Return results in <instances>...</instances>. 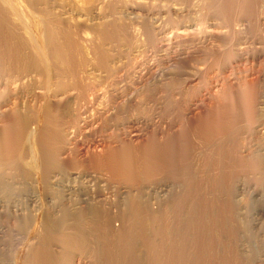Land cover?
<instances>
[{"label": "bare ground", "instance_id": "bare-ground-1", "mask_svg": "<svg viewBox=\"0 0 264 264\" xmlns=\"http://www.w3.org/2000/svg\"><path fill=\"white\" fill-rule=\"evenodd\" d=\"M23 1L26 4L25 8L27 11L25 9L21 10L19 5L12 3L10 0H0V118L5 121L4 126L0 127V264H97V251L98 247H100V243L97 241H99V238L101 240L110 236L120 239L125 238L124 236L129 235L130 231H132L130 230L131 227L136 228L133 227L135 222L139 223L137 221L138 216L148 217L149 213L153 212H134L142 209L141 205L139 204V206L136 203L133 206L129 205V211L133 212H119V209H121L120 204L113 205L114 203H111L112 200L109 197L97 190L96 173L92 175L90 172L82 171L74 166L73 170L69 169L63 176V180L60 181V177H55L54 173L51 174L52 171L49 170L60 164L70 154H73L74 164L80 161H94L97 165L100 164L99 166H102L103 171L107 170L109 173L124 175L129 180L133 178L136 172L133 175V171L129 167L132 163L130 161L133 159H130V165L126 163L128 162L126 160L130 158L127 155H129L128 152L137 149L140 144L139 140L144 139L143 141L147 142L148 146L145 144L146 148L154 143L157 145L156 149L162 145L161 143L168 142L171 144V149H175L180 144L181 138H183V131H171V126L164 127L158 123H143L136 118L125 121L126 123L121 124L119 127L110 123V121L114 122L112 118L115 117L114 115L120 104L133 105L135 102L133 95L136 90H141L149 82L160 83L164 79L158 70L159 67L154 69L151 62L150 64H142L138 63L137 60L134 61L133 58L135 64L134 66L131 65V67H134L131 71L129 65L132 55L134 54L135 58H145V45L141 46V43L139 45L132 44L129 41L125 43V48L121 49L118 43L120 41L123 42V40L111 36L108 29L105 30L102 26V28L99 27L97 29H86L91 33V36L85 38L72 31L67 24L64 25L60 19L59 21L52 14V0ZM21 8L24 7L21 6ZM132 10L134 11L135 8L133 7ZM179 10L181 11L182 9ZM221 22H205V26L202 25V28H196V23L187 19L183 21V24L179 23L175 29L172 28L175 30L173 35L179 42L182 41L184 43L183 41L190 40L197 47H202L203 45H208L213 37H219L220 39L226 34H233L236 31L235 28L232 29L231 22L228 24H224L225 21ZM249 23L248 21L247 24ZM262 26L264 25L262 24ZM260 32V43L264 45V28ZM194 34L198 35L195 36ZM147 38L148 36L146 35L145 39L147 40ZM155 39L153 43L147 41L153 44L150 48L155 49L156 47L159 49L166 47L168 50H173L169 60L180 59L188 53L184 49L177 50L175 43H171L170 39L166 38L165 35L158 36V38L155 37ZM148 43L147 45L150 46ZM114 45H116V48ZM226 48L225 46L224 49ZM239 60L236 59L237 62ZM244 60H248L251 64L249 69L236 70L237 67L232 65L233 61L225 58L221 63V69H218L213 74H208L204 67H196L185 74L187 76L183 79L184 86L194 90V92L192 98L186 102V113H183L184 118L188 119L189 116L186 115L194 110L198 111L195 119L201 121L208 117L210 112L220 116L223 111L226 113V109L234 112V108L238 110L242 108L243 100L241 99L245 98L244 94L246 91H249L247 94L251 91L256 94L261 89H257L258 85L261 87V84H264V54L261 55L259 52H255L251 56L246 55ZM254 65L256 68H253ZM90 75L92 76L89 77ZM11 85H14L15 88H12ZM24 87H36L40 91L34 96L39 102L41 101L36 116L40 121V125L32 132L27 130L30 121L28 123L27 115L20 109V103L22 102L20 98H23L22 91ZM251 88H254V90H251ZM11 89H14V92ZM246 97L249 98V96ZM11 99L17 100L14 108L11 107L12 109L9 111L1 112L3 107H7ZM255 99L250 98L251 101L247 102L249 106L246 107L254 109L248 108L249 113L255 110L257 112L258 109L259 111L262 110L260 105H264V102L262 104L260 100ZM245 105H243V108ZM263 110L261 111L263 113L258 111L260 116L256 112L253 113L257 114L258 117L250 114L252 116L249 117L252 119L250 123H247L248 120H243L244 116L238 115L240 116L239 118H243V121H236L235 124L232 121L236 117L232 113V118H234L230 119V121L228 120L230 125H228L229 127L227 126L232 131L225 134L222 132L226 131L220 130L221 133L217 132L214 134L215 136H212L214 138L219 136L218 142L223 140L228 147L226 151L228 152L229 150L231 154L229 159L232 157L233 163L231 160L229 162L231 164L235 163L239 168L238 174H236V183L232 189L234 198L245 193L244 179L246 177V169L253 166L259 168L258 166L264 162V138L259 141L251 138V135L255 132L264 134ZM246 112L244 111V113ZM245 116L248 118V114ZM64 117L67 118L65 121ZM212 117H215V114ZM253 117H255L254 120ZM184 118L181 117L180 120ZM216 118L219 120L218 117ZM214 120L216 122V119ZM223 120L221 121L223 122ZM116 123L118 124V122ZM216 125L218 126L215 127L220 126L219 123ZM204 128L203 130L205 131ZM225 128L223 130H226ZM218 129H221V126ZM108 130L110 132L105 133ZM98 132L104 133L107 138L102 136V134L97 135ZM24 136L32 138L31 143L28 141L29 147L27 150L23 144ZM214 143L213 141L210 142V149H212L211 145H215ZM158 144L161 145L158 146ZM152 147H149L150 150ZM137 151L139 150L137 149ZM133 152L136 153L135 151ZM130 156L133 157L132 154ZM171 157L173 160V156ZM26 159H29L28 163L26 162L29 165L28 168L40 175L41 181L36 182L42 185L45 199L44 204H40L38 195L33 190L34 186L30 184L28 187L32 188V191L29 192L26 200L30 202L31 209L25 206L27 203L23 204L26 200L22 198L26 196L23 193L24 197H22V188L14 183L16 182L14 179L12 180L11 177L9 179L8 175L10 173L7 175L6 172L22 169L20 167ZM59 160H61L60 163ZM90 164L93 165L92 163ZM26 166H23V168L26 169ZM96 169L98 168L96 167ZM30 176L33 175L30 174ZM75 183H78L79 187L74 188ZM56 188L61 191L59 195L55 193ZM134 194L128 188L119 192L117 197L119 199L121 197L128 199ZM73 196L78 201V204L82 205L78 209L81 212H60V208L59 211L55 209L56 199H59V204L62 206L61 201L74 200L72 199ZM22 200L25 201L22 202ZM45 205L48 208H45L46 212H37ZM112 210H118V212H113ZM237 214L239 218V215L243 213L238 212ZM238 220L240 221L241 218ZM140 227L142 228V226ZM141 230H139V233ZM95 234L99 238L97 237L96 239ZM130 239L134 238L131 237ZM167 250L169 251L170 249L167 248ZM241 251L244 252L243 246Z\"/></svg>", "mask_w": 264, "mask_h": 264}, {"label": "rangeland", "instance_id": "rangeland-1", "mask_svg": "<svg viewBox=\"0 0 264 264\" xmlns=\"http://www.w3.org/2000/svg\"><path fill=\"white\" fill-rule=\"evenodd\" d=\"M10 1L19 5L21 10H26V4L23 0H14L16 2L13 0ZM85 2L84 0H52L53 5L51 6V11L58 20L60 19L61 22L64 23V25L67 24L68 28L85 38L91 36V33L87 31L88 29H97L102 26L105 30L108 29L111 36L123 40V42L120 41L118 43L121 49H124L126 46L125 43L129 41V43L132 44L139 45L141 43V46L145 45L146 51L144 57L146 59L140 57L135 58L133 54L129 65L131 71L134 68L131 67V65L134 66L135 64L133 62L134 58V61L137 60L138 63L142 64H150L151 62L154 69L159 67L158 70L164 78L160 83L152 81L141 90H136L137 92L135 91L136 93L134 92L133 95L135 99L132 105L133 107L131 105L120 104L116 112L117 115H114V120L112 118L114 122L110 121V123L116 124L119 127L128 120L136 118L143 123H158L159 125L162 124L161 126L164 127L171 126V131H183V138H181L180 144H178L175 149L172 148L173 150L171 149V144L168 142L161 143V146L158 144L160 147L156 149L155 147H157V145L150 143L151 146L154 147L150 150L151 146H149L150 148H146L145 144H147V142L143 141L144 139L139 140L138 142H140V144L137 147L139 151H137V149L133 150L136 152L134 153L132 151L134 154L128 152L129 155L127 156L130 157L129 159L125 155L128 159L126 161L128 162L125 161L126 158L123 156V158H125L123 160L128 165L132 162L129 167L133 171V175L134 172H136L134 175L135 177L133 176L134 179L131 178L128 180L124 175L109 173L107 170L103 171L102 166H99L100 164L97 165L94 161H80L75 163L77 164L75 165L72 159L74 158L73 154L65 158V161L63 160L61 162V160H59V163H61L49 170L52 171L51 174L54 173L53 175H55V177H60V181L63 180V176H65V173L69 169L73 170L74 166L82 171L90 172L92 175L96 173L95 175L98 181L97 190L109 197V199L113 201H111V203H114L113 205L120 204L119 206L121 209H119V212H133L129 211V205L133 206L135 203L138 205L140 204L141 206H139L142 207V209L134 212H153L151 214L149 213V216L152 215L150 217L138 216L139 218H137V221L141 224L135 222L133 227L136 228L131 227L130 230L132 231H130L129 235L124 236L125 238L120 239L110 236L112 238L107 237L108 239L104 238L101 240L99 236L95 234L96 239L97 237L99 238L97 242L100 243V247H98L99 244L97 243V247L100 249L97 251V264H264V162L258 166L259 168L253 166L246 169V177L244 179L245 193L234 198L232 189L236 183V174H238L239 168L235 163L231 164L229 162L230 160L232 161V157L229 159V155L231 156V154L228 149V152L226 151L228 147L223 140H219L218 142L219 136L215 138L212 137L215 136L214 134L217 132L221 133L220 130L226 131L222 132L225 134L230 133L232 130L231 128H227V126L230 125L228 120L230 121V119L232 120L234 117L236 118H234L235 120L232 122H235V124L236 121L240 122L243 120H248L247 123H250L252 119L249 117L254 115L258 117L260 113H263L261 111L264 109V105H260V109H262L261 111L258 109L260 113L258 111L256 112V110L249 113L248 108H251V110L254 109L246 106H249L248 103L251 101L250 98H257L255 100H260V103L263 104L264 84H261V87L258 85L257 89L261 88L262 90L259 89L260 91L258 90L256 94L254 91H251L254 90V88L250 90L252 92H250L251 95L250 93L247 94L249 91H246L244 99L248 98L246 96H249V98L247 99L248 101L241 99L243 100L242 108L243 105H247H245L243 109L240 108V111L234 108L235 113L232 112V110L226 109V113L224 111L222 112L223 114L219 113L220 117L219 115L216 116V113L210 112L208 117L201 121L195 119L198 113L197 110L191 111L190 114L186 115L189 116L188 119L184 118L183 115V113H186V102L192 98L194 92L192 89L185 88L183 82L184 77L187 76L185 74L191 72L196 67H204L208 74H213L218 69H221V63L225 58L229 59V61H233L232 65L237 67H235L236 70L249 69L251 64L248 60V62L244 60L246 55L251 56L255 52H259L261 55L264 54V45L260 43V31L264 28V26H262V24L264 25V0H85ZM21 6L24 8H21ZM133 7L135 8L134 11L132 10ZM179 9L182 10L180 11ZM187 19L192 22L194 21L196 23V28H202V25H206L205 22L220 23L221 21H225L224 24L231 22L233 26L232 29L235 28L236 31L233 32V34H226L220 39L219 37H213L210 39L208 45L197 47L190 40L183 41L184 43H182V41L179 42L178 39L174 38V29L179 23L183 24V21ZM248 21L250 25L247 24ZM257 21L259 24L256 23ZM119 32L120 34H118ZM146 35L148 36L147 40L145 39ZM164 35L166 38L170 39L171 43H175V48L177 50L184 49L188 51L187 55L177 60H169V56H172L173 50H168L166 47L159 49L155 47V49H151L150 47H152L151 45L153 44L148 42L153 43L155 37L158 38V36L161 37ZM194 35L197 36L198 34ZM143 41L144 43H142ZM147 43L150 44V46L147 45ZM114 46L116 48V45ZM223 46L227 48L224 49ZM236 59H240L239 62H237ZM253 68H256V66L254 65ZM91 76L92 75L89 77ZM11 87L15 88L14 85H11ZM26 88L24 87L22 91L23 98H20L21 100L19 99L22 101L21 103H23H20V109L27 115L28 123L30 121L27 130L32 132L40 125V121L36 116L41 101L39 102V100L34 98L40 91L37 90L36 87ZM11 90L14 92V89ZM9 102L7 107L5 106L2 108L1 112H7L14 108L17 100L11 99ZM244 111H247L248 118L245 116L247 114L244 113ZM255 112L258 115L253 114ZM232 113L234 116L233 118L231 115ZM210 114H215V117H212ZM250 114H252V116H250ZM238 115L244 116V119L242 118V120ZM181 117L184 119L180 120ZM216 117H218L219 120H217ZM255 117H253V120ZM212 118L216 119L221 129H218L220 126L215 127L218 126L216 125L218 123L214 122L215 120ZM66 119L67 118L64 117V121ZM221 120H223V122ZM115 121L118 122V124ZM4 124L5 121L0 118V127H3ZM224 128L226 130H223ZM214 130H216V132H214ZM207 131L209 132L205 133ZM109 132L110 130L105 133ZM98 133L97 135L102 134L101 132ZM204 133L205 135H203ZM102 136L107 138L104 133ZM251 138L255 141H259L264 138V134H262V132H255L251 135ZM210 139L212 140L210 141ZM28 141L31 143L32 138L24 136L23 144L26 150L29 147ZM212 141L213 143L215 142V145L221 146L216 145L215 147V145H211L212 149H210L209 144ZM131 154L134 158L130 156ZM157 155L159 156L157 157ZM169 155L173 156V160ZM130 159L133 160L130 161ZM28 161L29 159L24 160L23 163H25V165L22 163L20 167L22 169L20 170H12L14 172L6 171L7 175L10 173L8 178L10 179L11 177L12 180L14 179V181L17 182L14 183L22 188L21 195L24 197L23 193H25L26 197L22 198L25 200L29 192L32 191V188L28 186L32 184V186H34L33 190L38 195L40 204H44V190L42 189V185L37 183L41 181L40 175L28 168ZM23 166H26V169L23 168ZM96 167L98 169H96ZM30 174L33 176H30ZM78 185V183H75L74 188ZM128 188L135 194L128 199L124 197L119 199V197H117L119 192ZM55 191L56 195H59L61 192L59 188H56ZM136 197L138 198L136 199ZM72 199L74 200L68 201L69 203L61 201L62 206L59 204V199H56L55 209L58 211L59 208L63 210H60V212H81L78 209L82 205L78 204L74 196ZM25 200H22V202ZM26 201L23 204L25 205L27 203L25 206L31 209V205H29L30 202ZM241 203L244 204L242 205ZM45 208L46 205L41 207L37 212H46L45 210L48 208ZM112 211L118 212V210ZM238 212L243 213L239 215V218H241L240 221L238 220ZM172 218L174 220H170ZM145 224L147 225L145 226ZM136 225H139V229ZM140 226H142V228ZM139 230H141L140 233ZM131 237L134 239H130ZM90 239L94 240L93 238ZM159 244H162V247ZM242 246L244 247L245 253L241 251ZM167 248L170 250L168 251Z\"/></svg>", "mask_w": 264, "mask_h": 264}]
</instances>
